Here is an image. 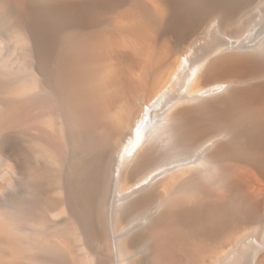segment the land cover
Segmentation results:
<instances>
[{
	"label": "bare ground",
	"instance_id": "bare-ground-1",
	"mask_svg": "<svg viewBox=\"0 0 264 264\" xmlns=\"http://www.w3.org/2000/svg\"><path fill=\"white\" fill-rule=\"evenodd\" d=\"M0 264H264V0H0Z\"/></svg>",
	"mask_w": 264,
	"mask_h": 264
}]
</instances>
